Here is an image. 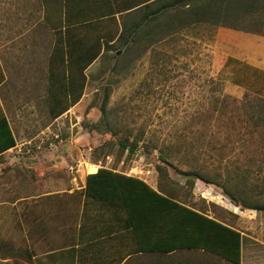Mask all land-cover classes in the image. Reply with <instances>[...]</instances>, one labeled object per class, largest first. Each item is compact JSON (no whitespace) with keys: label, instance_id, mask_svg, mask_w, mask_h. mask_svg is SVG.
I'll use <instances>...</instances> for the list:
<instances>
[{"label":"rangeland","instance_id":"374dc122","mask_svg":"<svg viewBox=\"0 0 264 264\" xmlns=\"http://www.w3.org/2000/svg\"><path fill=\"white\" fill-rule=\"evenodd\" d=\"M238 18L240 27L264 34V5ZM218 26L204 22L174 33L172 26L160 27L129 49L103 46L85 67V95L56 117L53 111L77 93L73 77L85 68L75 61L83 62L84 51H70L67 75L64 64L45 63L28 73L22 88L20 82H9L16 96L0 97V115L7 118L16 144L0 154V202L19 206H2L0 214L10 222L22 213L20 203L66 202L67 189L80 187L84 173L105 166L140 177L155 189L160 181L180 202L237 228L242 232L240 264H264V210L235 205L218 185L181 172L200 171L264 204V87L258 80L253 88L235 89L218 76L220 57L212 49ZM85 28L93 46L113 36L105 19ZM126 138L137 143L133 153L119 146ZM160 149L171 165L159 160ZM158 163L166 166L167 177L158 174ZM40 180L61 192L42 195ZM72 195L83 203L81 218H100L110 232L118 225L117 248L124 258L134 253L133 235L118 219L122 209L93 202L84 190ZM106 247L101 244L98 251Z\"/></svg>","mask_w":264,"mask_h":264},{"label":"crops","instance_id":"0c3cea01","mask_svg":"<svg viewBox=\"0 0 264 264\" xmlns=\"http://www.w3.org/2000/svg\"><path fill=\"white\" fill-rule=\"evenodd\" d=\"M155 1L0 0V97L16 96L9 82H20L22 88L29 81L28 73H36L45 63L64 64L67 75V51H85L91 45L86 26L105 19L113 35L108 41L112 43L125 14L138 16L146 4L148 10L154 11ZM258 32L222 25L215 30L212 49L220 57L218 76L235 89L253 88L258 80L259 87H264V34ZM85 70H77L73 77V92L77 91L79 98L69 100V108L63 112L75 107L85 95ZM87 174L84 173L80 187L67 189L70 195L64 197L66 202L20 203L22 213L10 222L7 214H0L5 216L0 218V264L123 263L125 258L117 248V234L121 232L118 225L110 232L100 218H81L83 203L73 201L72 194L84 190ZM40 181L42 195L61 192L49 190L46 182ZM50 185H56V181ZM9 205L19 206L17 202H0V210ZM31 209L41 212L33 216L29 214ZM101 244L107 247L98 251Z\"/></svg>","mask_w":264,"mask_h":264},{"label":"trees","instance_id":"16d2710c","mask_svg":"<svg viewBox=\"0 0 264 264\" xmlns=\"http://www.w3.org/2000/svg\"><path fill=\"white\" fill-rule=\"evenodd\" d=\"M155 4L154 11L148 10L146 4L138 16L125 14L121 20V30L112 43L108 40L102 43L97 39L96 48L91 44L84 51L83 62H75H81L82 68H85L97 58L103 46L117 44L129 49L160 27L172 26L170 31L174 33L188 25L207 22L248 31L239 26L238 16L264 5L260 0H156ZM67 54L70 59V50ZM107 97L106 92L101 104L102 112L105 111ZM77 98L78 93L71 101ZM68 108L67 104L53 111V116L60 115ZM104 126L110 131L106 122ZM111 133L116 134L117 131ZM15 144L7 118L0 115V153ZM136 144L128 142L126 138L120 141L119 146L133 153ZM158 156L162 163L172 164L161 149ZM156 170L160 176L167 177L165 165L158 163ZM181 172L205 183L218 185L235 205L264 210V204L254 203L244 195L233 192L225 183L209 180L200 171ZM84 194L103 206L122 209L118 219L122 220L124 229L129 230L136 243L134 253L127 255L122 264H240L241 232L206 211L180 202L160 181L155 189L140 177L100 166L86 175Z\"/></svg>","mask_w":264,"mask_h":264},{"label":"bare ground","instance_id":"6f19581e","mask_svg":"<svg viewBox=\"0 0 264 264\" xmlns=\"http://www.w3.org/2000/svg\"><path fill=\"white\" fill-rule=\"evenodd\" d=\"M94 171H96V170H94Z\"/></svg>","mask_w":264,"mask_h":264}]
</instances>
